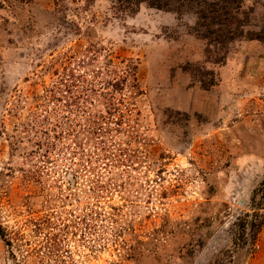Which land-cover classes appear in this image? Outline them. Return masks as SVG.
I'll return each instance as SVG.
<instances>
[{
    "label": "rangeland",
    "instance_id": "obj_1",
    "mask_svg": "<svg viewBox=\"0 0 264 264\" xmlns=\"http://www.w3.org/2000/svg\"><path fill=\"white\" fill-rule=\"evenodd\" d=\"M263 177L264 0H0V264H264Z\"/></svg>",
    "mask_w": 264,
    "mask_h": 264
},
{
    "label": "trees",
    "instance_id": "obj_2",
    "mask_svg": "<svg viewBox=\"0 0 264 264\" xmlns=\"http://www.w3.org/2000/svg\"><path fill=\"white\" fill-rule=\"evenodd\" d=\"M225 13H226V11H225ZM257 192L260 193V196L258 197V201L255 204H251V206H253L255 208H259V207L264 208V177L259 182L258 187L253 189L251 203H253L254 195H256ZM255 208L251 212L250 215H248V213H243L242 216L237 219V224L241 228V232H240L241 234L243 233V229L247 227L251 236L253 237L254 234L256 233L259 225L261 224L262 214L255 211ZM247 217H248V219H247Z\"/></svg>",
    "mask_w": 264,
    "mask_h": 264
}]
</instances>
